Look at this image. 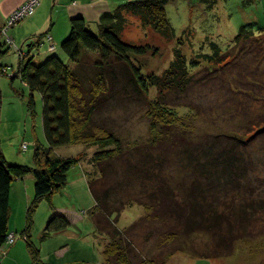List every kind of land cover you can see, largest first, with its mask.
<instances>
[{"label":"rangeland","instance_id":"374dc122","mask_svg":"<svg viewBox=\"0 0 264 264\" xmlns=\"http://www.w3.org/2000/svg\"><path fill=\"white\" fill-rule=\"evenodd\" d=\"M27 1L29 0L23 4ZM221 1L218 7H214L215 4L205 0H170L166 11L175 31V38L160 35L151 27H143L136 18H131L122 37L125 42L136 46L151 47L148 55L138 58V64L142 66L145 74L161 77L175 60L178 50L190 61L198 62L200 65L192 70L195 79L185 98L176 100L173 94L166 98L170 108L176 112L177 117L181 118L182 123L179 122L178 126L173 125L169 128L168 133L170 132L171 138H167V144L162 150L160 149L166 166V171L161 177L174 191L175 202L182 207L196 184L193 186L192 172L183 168L186 162L184 158L179 156L178 150L169 148V144L174 140L195 145L204 144L210 137L222 134L232 136L237 132L241 137L249 136V133L256 130L254 125L264 122L263 93L257 86L260 82L264 83V68L257 70L249 56L245 61L234 60L235 62L228 69L241 79L242 84L231 85L229 83L231 76L214 77L213 73L207 71L203 59L199 57L203 53H210L209 46L212 42L220 45L221 48L231 49L234 45L233 40L243 26L253 27L256 31L263 30L264 0ZM23 4L17 7L9 15V20L7 18L2 25L9 27V33L14 31L22 38L30 37V34L24 31L22 34L18 27L34 16L38 8L32 16L25 17L23 21L11 26V17L23 7ZM90 29L97 32L95 27ZM48 36L51 35L44 34V38L39 36L38 39L33 37L30 40L28 37V41L22 43L14 39L13 41L23 59L28 54L35 57L41 52L49 51L50 44L46 38ZM62 44L63 41L56 47L53 41L55 52L39 59L44 62L52 56H58L69 63L62 51ZM31 48H35V53ZM231 51L229 54L235 52ZM19 54L11 48L3 64L8 66L9 70L13 68L12 72H14L11 73L12 75L0 74L2 93L0 150L8 165L31 168L36 143L44 147L48 145L43 130L41 95L33 93L35 109L30 110L28 107L30 90L20 78L14 81L11 78L18 70ZM95 59L96 56L85 54L84 60L87 66L94 63ZM247 63H250V71L254 74L247 78L239 77L236 72L238 67L243 69ZM86 65L84 64V68H87ZM251 85H255L256 88L245 90ZM239 89H242V92L237 94ZM149 95L151 100L156 98L157 89L151 88ZM141 102L137 99L127 103L124 101L122 105L120 103L121 106L117 104L113 110L108 108L102 112L103 117L107 119L108 127L118 135L124 145V152L120 158L113 160L109 166L103 165L102 169L105 172L92 163L97 147L73 145L53 150V156L65 158H76L84 153V161L70 170L67 185L53 196L52 204L47 199L43 200L33 214V226L29 236L30 242L39 250L38 261L30 253L27 241L20 238L26 231L28 209L35 198V178L30 174L13 182L9 230L16 233L19 238L14 245L0 248V264H68L69 262L117 264L115 256L107 258L105 255L110 243L109 237L99 234L93 225L91 210L95 206V200L88 182L95 176H98L102 182L97 184L101 195L104 190L111 189L110 202L119 211L112 217L115 225L121 231L132 229L125 236L132 249L128 251V258L132 264H152L153 260L158 264L163 259L167 264H264V211L256 216L257 219L243 224L246 230V233L242 231L243 234L245 233L243 237L239 236L231 244L220 245V233L223 235L222 238L228 239L227 224L221 226V231L217 228L210 231L208 224L207 228L196 223V226L188 227L183 220L179 221L174 217L168 219L167 207H163L164 205L159 207L148 197L151 191L139 186V180L130 168L136 164L145 167L148 164L149 154L154 155L153 151H156L142 147L151 140L153 121L146 103ZM250 145L247 149L255 170L252 176L254 179L260 178V184H264V137L260 136ZM23 146H27L28 149L22 150ZM128 183L131 185L127 186ZM217 208L221 212L224 210V205ZM188 212L192 213L191 209ZM56 214L68 217L70 226L65 232L50 234L44 239L47 225ZM236 227L234 230H237ZM169 254L172 256L169 257Z\"/></svg>","mask_w":264,"mask_h":264},{"label":"trees","instance_id":"16d2710c","mask_svg":"<svg viewBox=\"0 0 264 264\" xmlns=\"http://www.w3.org/2000/svg\"><path fill=\"white\" fill-rule=\"evenodd\" d=\"M169 1L126 2L115 11L101 16L97 32L90 29L84 18H73L70 34L61 46L69 63L58 56H52L44 62L29 54L22 59L19 50L14 48L19 54V66L11 78L13 81L20 78L30 90L31 98L28 103L30 110L35 109L33 93L41 95L43 130L48 147L36 143L31 168L8 165L0 150V248L14 245L19 238L16 233L9 230L13 182L32 174L35 178V198L28 209L26 231L20 238L27 241L30 253L38 261L39 250L30 242L29 236L33 226V214L43 200L47 199L52 204L53 196L67 185L70 170L84 161V153L76 158H65L53 156V150L73 145L97 147L92 163L105 172L102 169L103 165L109 166L113 160L120 158L124 152V145L118 135L108 127L107 119L103 117L102 112L108 108L113 110L117 104L121 106L122 102L127 103L133 99L147 105L153 121L152 137L142 147L156 149L153 151L156 155L150 153L145 167L136 164L130 171L136 174L142 189L147 188L151 191L148 195L151 201L156 202L159 207L163 205L167 207L168 219L174 217L179 221L183 220L188 227L196 226V223L207 228L208 224L210 231L216 228L221 231V226L227 224L228 239L222 238L221 233L219 237L220 245H225L231 244L239 236L243 237L246 233L243 224L257 219L256 216L264 211V184H260V178H253L255 170L247 149L257 138L264 137V122L254 125L256 130L249 133V136L241 137L237 132L232 136L222 134L210 137L204 144L195 145L182 141L181 143L178 140L169 144V148L178 150L179 156L184 158L186 162L183 168L192 172L193 186L196 184L194 190L190 191V196L184 201L183 207L175 202L174 191L161 177L166 171V166L160 149L167 144V138H171L169 128L173 125L178 126L179 122L182 123L181 118L170 108L166 98L172 94L176 96V100L185 98L195 79L192 70L200 65L198 62L190 61L178 50L175 60L161 77L145 74L142 66L138 64V58L148 55L151 47L136 46L125 42L122 37L131 18H136L143 27H151L160 35L175 38L176 34L166 11ZM205 1L214 5L217 0ZM2 31L3 26L0 25V74L7 75L13 73L14 69L9 70L3 63L13 47L5 41ZM40 37L44 38V35ZM42 43L44 44L43 41ZM233 43L231 49H224L212 42L209 46L210 53L199 56L203 59L207 71L213 73L214 77L231 76L229 82L231 85L242 84L241 79L228 69L234 60L245 61L249 56L257 70L264 68V29L256 31L253 27L243 26ZM230 50L235 52L229 54ZM85 54L94 55L97 59L87 66ZM84 64L87 66L86 69ZM89 66L91 69L88 70ZM244 67L243 69L238 67L236 72L239 77L247 78L254 74L250 71V63ZM257 86L264 95V83L260 82ZM151 88L158 91L157 97L152 100L149 95ZM250 88L256 87L251 85L245 90ZM240 92L242 89L236 93ZM1 109L0 91V124ZM99 182L100 179L95 176L88 184L95 200V206L91 210L93 225L99 234H104L110 239L105 255L107 258L115 256L117 264H132L128 258V251L132 249L128 239H125L126 234L132 229L121 231L115 225L112 217L119 211L110 202L111 189L104 190L101 195L97 189ZM221 205H224V210L219 212L216 207ZM190 209L192 213L188 212ZM234 216L236 218H233ZM69 226L68 217L56 214L48 223L43 238L50 234L65 232ZM234 227L237 230H234ZM11 234L16 236V241L12 244L9 242ZM151 263L156 264V260ZM158 264L167 262L163 259Z\"/></svg>","mask_w":264,"mask_h":264},{"label":"crops","instance_id":"0c3cea01","mask_svg":"<svg viewBox=\"0 0 264 264\" xmlns=\"http://www.w3.org/2000/svg\"><path fill=\"white\" fill-rule=\"evenodd\" d=\"M25 1L26 0H0V25H4L9 15ZM129 1L132 0H41L34 16L26 20L24 25L18 27V29L22 31V34H24V32L29 33L30 37L24 36L22 38L20 34L14 31L15 35L11 32L8 36L14 39V41L22 43L26 41L28 37L30 40L33 37L50 34L57 47V45H60V43L69 36L71 31V20L73 18L82 17L87 21L90 27L98 29L100 18L104 13L113 12L120 5ZM220 1L221 0H217L214 7H218ZM15 37H17V39ZM35 48H31V51L34 53ZM53 52H41L40 55L38 54L35 57L41 60L39 59L40 57Z\"/></svg>","mask_w":264,"mask_h":264},{"label":"built area","instance_id":"2783aa9c","mask_svg":"<svg viewBox=\"0 0 264 264\" xmlns=\"http://www.w3.org/2000/svg\"><path fill=\"white\" fill-rule=\"evenodd\" d=\"M40 3V0H29L25 4H23V7L20 8L18 11H16L13 16L11 17V26H15L17 22L23 21L25 17H30L35 13L36 8L38 7ZM15 24V25H14ZM18 24V23H17ZM10 26V27H11ZM9 27L3 26L2 35L5 37V41L9 43L13 48H16V44L14 43L13 39L8 36ZM48 42L50 43L49 52H53L56 48L52 46L53 38L51 36L47 37ZM17 49V48H16ZM27 146H23L22 150H27ZM16 241V236L14 234H11L9 236V242L12 244Z\"/></svg>","mask_w":264,"mask_h":264},{"label":"bare ground","instance_id":"6f19581e","mask_svg":"<svg viewBox=\"0 0 264 264\" xmlns=\"http://www.w3.org/2000/svg\"><path fill=\"white\" fill-rule=\"evenodd\" d=\"M8 20H9V18H8ZM8 25V24H7ZM54 45V44H53ZM22 49V48H21ZM24 51V50H23ZM27 54V53H26Z\"/></svg>","mask_w":264,"mask_h":264},{"label":"clouds","instance_id":"9594fccd","mask_svg":"<svg viewBox=\"0 0 264 264\" xmlns=\"http://www.w3.org/2000/svg\"><path fill=\"white\" fill-rule=\"evenodd\" d=\"M55 51V50H54Z\"/></svg>","mask_w":264,"mask_h":264}]
</instances>
